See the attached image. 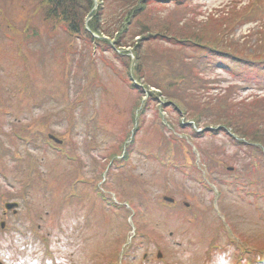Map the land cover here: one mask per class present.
<instances>
[{"label":"rangeland","instance_id":"1","mask_svg":"<svg viewBox=\"0 0 264 264\" xmlns=\"http://www.w3.org/2000/svg\"><path fill=\"white\" fill-rule=\"evenodd\" d=\"M193 3L199 22L174 18L178 27L163 13L154 21L264 57V0ZM45 7L0 0L1 264H264V166L252 161L264 155V110L255 103L264 96L262 62L241 67L224 55L212 66L186 49L202 76L182 94L162 72L144 80L132 46L116 56L46 20ZM105 14L118 18L112 8ZM169 48L144 43L146 62ZM221 123L253 135L249 151ZM5 201L17 202L15 213L2 215Z\"/></svg>","mask_w":264,"mask_h":264},{"label":"trees","instance_id":"2","mask_svg":"<svg viewBox=\"0 0 264 264\" xmlns=\"http://www.w3.org/2000/svg\"><path fill=\"white\" fill-rule=\"evenodd\" d=\"M193 1L194 0H101V3L97 6L95 0H45L46 7L44 9L43 16L48 21L53 20L62 23L65 31L70 35L76 37L84 36L86 41H93L92 43L97 46H100L101 43H105L116 56L119 52L125 51L123 49L132 46L135 52L134 59L136 58V64L133 69L135 71L137 70L140 75H143L142 77H144V80L149 72L150 76L153 78L156 76V73L159 74L162 72L163 75L159 77L161 79L173 77L167 81V84L175 81V85L178 87L179 91H183L182 94L187 92L186 90L190 82L197 83V79H195L194 74L196 77H199L198 73L201 75L198 68L189 63V58L191 59V57L184 55L183 58L181 53L186 49H191L194 53L197 52L194 55L200 57L199 59L201 60H205L206 63L212 62L214 64L215 57L225 55V58L223 59H227L232 63L240 64L241 67L248 68L254 67L252 65L254 62L253 59H257L258 63L262 62L261 68L264 69V57L257 55L249 56L248 54L235 50H223L221 49L222 47L229 46L220 44L221 41H217L215 37H212L213 39L211 40H206L203 37L205 32L204 34L199 33L197 30H193L190 26H185L186 31L184 35L179 33L174 34L175 29L169 27L170 24L161 25L159 22L155 23L154 18L159 14L162 15V13L163 15L161 18H163L165 14H168V20L173 21L177 26L178 24L175 22L174 18H176V21L178 22L181 21L182 24L183 22H194L197 20V17L201 15V13L199 11V5L193 3ZM170 5L173 6L171 10H169ZM256 7L257 3L252 5L248 4L241 12L235 13L238 17L234 16V19L232 20L233 26L235 25V22H242L248 14H253L256 11ZM111 8L113 11L115 10V13H118V18H116V16L112 17L111 15L105 14V11ZM165 9H167V11ZM100 13L108 19L109 17L113 20L115 18V26H111L110 19V21H108V19L103 21V19L99 17ZM224 19L227 21L226 17ZM199 21L197 20V22ZM201 22L202 26L205 24L209 25V22L206 20ZM222 22L223 21L217 23V26H219L218 36H225L227 34V30H229L227 25L222 24ZM169 33L172 35H169ZM152 42L164 44L168 43L171 48L168 49V52H166V50L161 52L160 57L163 59H151L150 62L147 63V54L143 53L144 43ZM205 42H209V44ZM164 48L166 49V47ZM173 53H176L177 58L178 53L181 56V59L177 61L172 60L171 56ZM155 54L157 55L158 52H155ZM203 54L206 55L203 56ZM156 55H153L152 58H156ZM164 63L166 67L170 69L169 71L163 70ZM212 63H210L212 66H217L218 64L220 65L225 62L219 60V62L215 65ZM151 68L154 70L152 71ZM160 68H162V70H159ZM143 71L146 73L143 74ZM144 84L146 83L144 82ZM180 92L175 93L181 95ZM150 94L151 93L148 95ZM224 96L226 95L224 94ZM206 99L207 101H204V104L210 105V95L207 96ZM255 103L257 107H259L258 109L264 110V96L259 97ZM229 105L231 107L230 112H232L233 109L235 110L234 106L238 104L234 102V104L230 103ZM204 107L205 106H202L201 110L198 112L200 115L201 111H206V108ZM221 108L228 109L225 104H223V107ZM210 111H212V109ZM215 118L217 117L215 116ZM220 125V130L223 132L225 131V134L226 131H230V133H232V141L235 143L234 146H238V149H242L245 152L249 151L247 149L249 147L247 141H249L250 138H254L253 135L249 136L244 132L241 133L240 130H242V128H232L234 123H221ZM260 126L264 127V120L260 121ZM236 137L242 138L243 140H237L238 138ZM248 137L250 138L248 139ZM255 149L262 151V148L257 146L254 147V150ZM263 160L264 155H258L256 160L252 159L255 164L254 166L256 167H263L264 163L261 162ZM252 259L257 260L259 258L255 256ZM249 260L250 259L248 258V261Z\"/></svg>","mask_w":264,"mask_h":264},{"label":"water","instance_id":"3","mask_svg":"<svg viewBox=\"0 0 264 264\" xmlns=\"http://www.w3.org/2000/svg\"><path fill=\"white\" fill-rule=\"evenodd\" d=\"M164 199L167 200V201H170V202L173 201L172 198H169V197H164ZM15 205H16V203H6L5 204V208L6 209H12ZM0 225H1V227H4V223L3 222H1Z\"/></svg>","mask_w":264,"mask_h":264}]
</instances>
